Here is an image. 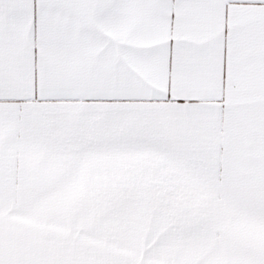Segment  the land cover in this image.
Returning a JSON list of instances; mask_svg holds the SVG:
<instances>
[{
  "label": "snow or ice",
  "instance_id": "1",
  "mask_svg": "<svg viewBox=\"0 0 264 264\" xmlns=\"http://www.w3.org/2000/svg\"><path fill=\"white\" fill-rule=\"evenodd\" d=\"M0 264H264V0H0Z\"/></svg>",
  "mask_w": 264,
  "mask_h": 264
}]
</instances>
